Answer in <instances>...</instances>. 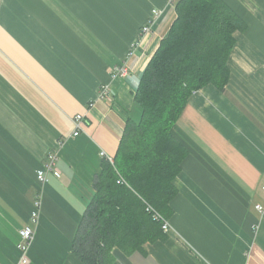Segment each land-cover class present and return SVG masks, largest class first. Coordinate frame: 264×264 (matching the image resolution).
Wrapping results in <instances>:
<instances>
[{
  "label": "crops",
  "instance_id": "obj_1",
  "mask_svg": "<svg viewBox=\"0 0 264 264\" xmlns=\"http://www.w3.org/2000/svg\"><path fill=\"white\" fill-rule=\"evenodd\" d=\"M224 1L246 28L225 89L194 92L171 128L187 155L166 237L130 256L114 248L113 264H264V0ZM156 8L167 16L140 41L135 71L112 76ZM175 16L167 0H0V264H21L24 226L27 264H83L71 242L94 178L138 115L139 76ZM52 151L60 176L39 182Z\"/></svg>",
  "mask_w": 264,
  "mask_h": 264
},
{
  "label": "trees",
  "instance_id": "obj_2",
  "mask_svg": "<svg viewBox=\"0 0 264 264\" xmlns=\"http://www.w3.org/2000/svg\"><path fill=\"white\" fill-rule=\"evenodd\" d=\"M174 11L134 90L138 115L127 114L112 161L103 159L94 178L71 242L83 264H113L114 248L130 256L166 237L173 181L187 155L171 128L194 92L208 84L223 91L229 81L234 33L245 22L224 0H177Z\"/></svg>",
  "mask_w": 264,
  "mask_h": 264
},
{
  "label": "built area",
  "instance_id": "obj_3",
  "mask_svg": "<svg viewBox=\"0 0 264 264\" xmlns=\"http://www.w3.org/2000/svg\"><path fill=\"white\" fill-rule=\"evenodd\" d=\"M176 2L177 0H167V4H168L170 12L171 11L175 12L174 7H175ZM163 15L165 17L167 16L165 13V10L157 9V8L152 10L151 17L148 19V21L145 24L142 25L140 32H139V36L137 37L135 41H133L131 48L129 52L127 53V55L125 56V58H123L119 63H117L113 67L112 74H111L112 76L126 77L128 74L135 71L134 64L136 60L134 56L136 55L137 47L140 41L142 40V38L152 32V28H153V25L156 19ZM108 90H109L108 86L101 87V90L99 92V97L111 100V95ZM81 119H82V115L80 114L75 115V117L73 118L72 121L75 125V131L72 133L73 135L79 134ZM57 157H58L57 152L52 151V152L47 153V155L44 158V164L36 171V178L39 182H42V183L46 182L47 174H51L54 177L60 176V172L55 166ZM263 189H264V186H263ZM38 204H39V199H37L35 205H38ZM254 208L257 209L259 213H262L263 211L262 205L257 204L254 206ZM36 217H37V212L33 211L31 213L32 221H34ZM154 217L159 218L160 216L156 214ZM162 229L164 231H167L169 229L168 221L163 222ZM18 234H19V238L17 242V247L19 251L21 252L20 262L21 264H27L28 261H27L25 253L33 237V229L30 226H24L18 230Z\"/></svg>",
  "mask_w": 264,
  "mask_h": 264
}]
</instances>
